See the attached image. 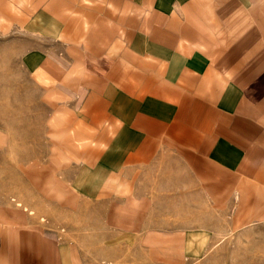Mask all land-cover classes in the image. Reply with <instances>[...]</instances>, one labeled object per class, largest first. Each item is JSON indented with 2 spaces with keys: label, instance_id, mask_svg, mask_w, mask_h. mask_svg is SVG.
<instances>
[{
  "label": "crops",
  "instance_id": "crops-1",
  "mask_svg": "<svg viewBox=\"0 0 264 264\" xmlns=\"http://www.w3.org/2000/svg\"><path fill=\"white\" fill-rule=\"evenodd\" d=\"M0 27L36 91L0 126V264H190L235 232L264 261V0H0Z\"/></svg>",
  "mask_w": 264,
  "mask_h": 264
},
{
  "label": "rangeland",
  "instance_id": "rangeland-1",
  "mask_svg": "<svg viewBox=\"0 0 264 264\" xmlns=\"http://www.w3.org/2000/svg\"><path fill=\"white\" fill-rule=\"evenodd\" d=\"M23 44V37H19L13 29L0 27V126L22 118L28 123L36 111L33 108L36 91L29 80L28 68L24 67L21 59ZM11 127L17 129L16 124H11ZM249 236L264 237V227L246 234V237ZM220 237L210 238L205 253L190 264H264V261L257 260L256 250L252 253V245L249 246L250 251L246 247L245 252L241 232Z\"/></svg>",
  "mask_w": 264,
  "mask_h": 264
}]
</instances>
